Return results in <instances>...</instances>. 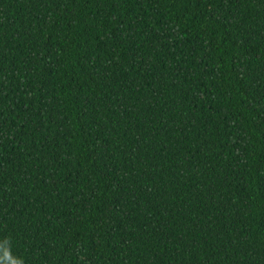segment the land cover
Here are the masks:
<instances>
[{
    "label": "trees",
    "instance_id": "trees-1",
    "mask_svg": "<svg viewBox=\"0 0 264 264\" xmlns=\"http://www.w3.org/2000/svg\"><path fill=\"white\" fill-rule=\"evenodd\" d=\"M0 264H264V0H0Z\"/></svg>",
    "mask_w": 264,
    "mask_h": 264
}]
</instances>
